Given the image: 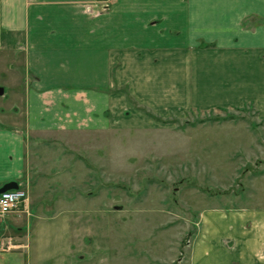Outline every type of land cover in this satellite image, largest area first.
Listing matches in <instances>:
<instances>
[{
	"label": "crops",
	"instance_id": "crops-1",
	"mask_svg": "<svg viewBox=\"0 0 264 264\" xmlns=\"http://www.w3.org/2000/svg\"><path fill=\"white\" fill-rule=\"evenodd\" d=\"M103 1L0 0V68L23 90L27 133L140 130L147 114L247 105L264 123V0ZM188 262L264 264V207L203 211Z\"/></svg>",
	"mask_w": 264,
	"mask_h": 264
},
{
	"label": "rangeland",
	"instance_id": "rangeland-1",
	"mask_svg": "<svg viewBox=\"0 0 264 264\" xmlns=\"http://www.w3.org/2000/svg\"><path fill=\"white\" fill-rule=\"evenodd\" d=\"M0 88V181L15 175L28 198L0 221V243L23 264H189L203 211L264 207V123L251 106L36 135L2 68Z\"/></svg>",
	"mask_w": 264,
	"mask_h": 264
},
{
	"label": "built area",
	"instance_id": "built-area-1",
	"mask_svg": "<svg viewBox=\"0 0 264 264\" xmlns=\"http://www.w3.org/2000/svg\"><path fill=\"white\" fill-rule=\"evenodd\" d=\"M110 0H104L101 7V11H105L108 7ZM88 12H92L87 9ZM28 202L27 194L21 187L15 190L5 191L0 194V221L3 220L7 215L23 210ZM17 247L15 244L6 241L5 243H0V252L8 253L12 249Z\"/></svg>",
	"mask_w": 264,
	"mask_h": 264
},
{
	"label": "water",
	"instance_id": "water-1",
	"mask_svg": "<svg viewBox=\"0 0 264 264\" xmlns=\"http://www.w3.org/2000/svg\"><path fill=\"white\" fill-rule=\"evenodd\" d=\"M3 92H4L3 89L0 88V96L3 95ZM17 188H18V186H17V184L15 182L6 183V184H4L3 186L0 187V194H2L5 191L15 190Z\"/></svg>",
	"mask_w": 264,
	"mask_h": 264
}]
</instances>
